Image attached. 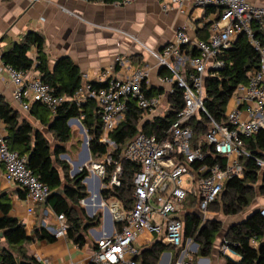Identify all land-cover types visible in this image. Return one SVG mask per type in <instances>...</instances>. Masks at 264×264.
I'll use <instances>...</instances> for the list:
<instances>
[{"label":"built area","instance_id":"2783aa9c","mask_svg":"<svg viewBox=\"0 0 264 264\" xmlns=\"http://www.w3.org/2000/svg\"><path fill=\"white\" fill-rule=\"evenodd\" d=\"M133 1L113 0L112 3L125 5ZM166 2L180 10L187 5L217 8L218 16L209 27L208 37H192L186 27H180L174 31L168 44L160 50H153L134 35L118 30L140 46L154 64L147 59L135 63L132 57L117 55L95 75L81 72L83 83L72 97L76 105L84 104L88 99L96 102L101 121L99 141L107 147L106 153L87 168L89 174L83 183L91 191L97 189L100 192L103 187L120 185L122 169L112 158L116 143L111 134L124 118L131 101H135L143 111L137 123L138 132L120 152L122 159L139 165L132 178V203L126 206L118 199L112 203L109 209L111 231L95 240L91 255L84 264H140L134 259L140 248L155 241L182 248L176 258L163 251L157 264H196L184 247L185 242L186 246L193 243L191 238H184V213L194 207L205 221L209 206L222 190L224 182L243 176L242 159L253 158L259 172L264 169V151L258 157L244 147L246 138L264 131V6H257L249 0ZM239 33L246 35L257 52L258 63L247 72L245 82L235 87L226 103L224 120L218 122L207 113L203 104L205 80L208 76L217 77L225 67L223 54ZM0 70L13 84L12 100L22 111H28L32 102H40L54 113L65 101V97L53 95L50 86L31 69L21 71L3 63ZM94 82L104 86L96 88ZM176 89L182 90V107L179 110L170 102ZM171 113L175 116L161 135L143 132L144 123L164 119ZM203 116L208 129L197 137L190 121H200ZM208 157L213 159L210 164L204 163ZM26 161L25 156L9 149L1 126L0 177L25 191L29 201L26 210L33 214V205L44 203L50 189L33 174ZM112 163L116 167L105 184L106 167ZM188 196L194 200H189ZM85 201H81L83 205ZM101 204L107 206L105 201ZM260 210L264 216V208ZM54 215V227L46 226L45 220L41 224L56 238L65 237L68 228L65 216L62 213ZM250 245L257 247L258 239L251 238ZM217 248L221 255L237 256L224 237ZM36 259L41 261L39 257Z\"/></svg>","mask_w":264,"mask_h":264},{"label":"trees","instance_id":"16d2710c","mask_svg":"<svg viewBox=\"0 0 264 264\" xmlns=\"http://www.w3.org/2000/svg\"><path fill=\"white\" fill-rule=\"evenodd\" d=\"M112 3L113 0H90ZM208 8V7H206ZM36 50L35 59L29 56L30 50ZM135 63H141L138 55L131 56ZM225 67L217 77L208 76L205 80L204 107L207 113L216 121L224 120L226 103L235 87L246 80V74L258 63L257 52L249 44L244 33L235 36L232 46L223 54ZM4 64H9L17 70H36L43 82L48 84L55 96L65 97V101L52 113L40 102H32L28 110L30 117L37 120L44 130L35 127L27 119H21L19 110L12 107L0 96V123L3 124L9 149L17 151L26 157V165L50 189V195L45 202V208L53 214L62 213L65 216L68 228L65 238L73 244L83 247L89 243L88 231L100 224L101 214L93 217L86 215L81 201L89 196L84 178L89 174L86 167L75 175L69 174L68 163L60 160L59 156L66 152V144L72 138L68 121L79 119L90 136L88 144L89 154L97 161L106 153L107 147L99 141L101 121L97 114V104L88 99L86 103L76 105L72 101L75 91L82 85L81 72L68 56H62L51 69L47 63L44 52V40L36 31L27 32L19 42H14L1 52ZM162 73V71H160ZM94 87L104 86L103 83H93ZM170 102L179 110L182 107V90L176 89ZM143 111L131 101L124 118L119 122L117 129L111 134L116 143L112 158L118 162L122 169L119 186L103 187L100 195L103 199L115 198L128 206L132 203V178L139 165L124 160L120 152L127 141L138 132L137 123ZM175 113L167 114L164 119H155L144 123L142 130L146 135H161ZM202 116V115H201ZM199 120V119H198ZM191 120L197 137L207 131L206 117L200 121ZM244 147L255 156L261 157L264 151V131H258L244 141ZM213 162L208 157L204 163ZM243 176L226 180L222 190L209 206V211H217L224 215H236L247 208L252 200L255 187L260 195L264 196V169L259 172L253 158L242 159ZM115 164L106 167V176L103 180L107 184ZM21 189V188H20ZM23 193L25 191L22 189ZM11 203L7 197H0V264H40L32 255L27 254L24 243L35 240H55L39 221L27 234L24 224L18 219L8 215ZM248 217L239 222L231 223L224 238L229 241L231 249L238 256L237 260L226 256L225 264H264V216L260 209L249 212ZM184 238H191L198 244L197 252L201 257H207L215 245L221 232L222 222L215 218L202 221L200 215L194 210L183 215ZM259 241L257 247L250 245V239ZM4 239L6 245H2ZM95 244L92 243V246ZM169 248L161 241H155L147 247L140 248L139 254L134 258L140 264H157L160 254ZM174 248V247H173ZM176 249V257L182 248ZM175 257V258H176ZM92 264V263H91Z\"/></svg>","mask_w":264,"mask_h":264},{"label":"crops","instance_id":"0c3cea01","mask_svg":"<svg viewBox=\"0 0 264 264\" xmlns=\"http://www.w3.org/2000/svg\"><path fill=\"white\" fill-rule=\"evenodd\" d=\"M249 1L257 6H264V0ZM192 8L187 5L180 10L167 4L166 0H134L125 5L87 0H0V66L3 64L1 52L14 42H19L29 31H36L42 35L44 52L51 69L62 56L71 58L80 72H92L93 75L110 64L117 55L131 57L139 54L142 60L147 59L149 63L154 64L152 58L147 57L140 46L131 42L118 30L134 35L153 50H160L168 44L173 38L174 31L180 27H186L187 33L192 37L206 39L212 21L218 16V9L203 8L202 16L194 19L195 13H192L194 10ZM186 12H189L187 19L181 16ZM202 19L203 22H198ZM29 56L35 59L34 48L30 50ZM31 72L38 73L36 70ZM152 79L154 80V74ZM13 89L8 75L0 70V96L19 110L21 119H27L35 127L44 130L37 120L30 117L28 111H22L13 102ZM88 190L91 196H88L85 205L82 204L86 215L93 217L97 212L102 213L99 226L88 231L89 243L79 247L65 237H55L53 241L35 240L23 244L27 254L39 257L40 264L87 262L91 255L92 243L109 234L112 228L111 213L107 206L101 204L104 201L100 194V199L98 198V190ZM0 197L8 198L11 203L8 215L21 221L27 234H32L33 228L42 219L46 221V226L54 227L55 215L50 209L45 208V202L34 204V212L29 214L26 210L29 201L22 189L2 177ZM46 211L49 214L46 215ZM41 214H44L45 218H41ZM222 238L217 237L211 251L214 258L212 264H219L218 258L221 254L216 245ZM1 243L6 245L4 239ZM193 252L196 253L197 250ZM193 261L196 264H210L207 257H201L198 261L193 258Z\"/></svg>","mask_w":264,"mask_h":264},{"label":"rangeland","instance_id":"374dc122","mask_svg":"<svg viewBox=\"0 0 264 264\" xmlns=\"http://www.w3.org/2000/svg\"><path fill=\"white\" fill-rule=\"evenodd\" d=\"M202 9H203V7H193L192 8V10H193L192 13H195V15L193 16L194 19H198V18H200L202 16V13H203ZM188 13L189 12H186L185 14H181V16H184V18L187 19V14ZM144 21H145V19L143 20V22ZM189 21H190V17L188 19V22ZM198 22H203V19L198 21ZM69 126L71 128L72 138L69 141V143L66 144V152L64 153L66 156L62 157L60 155L59 158H60V160H64V161H66L68 163L69 174L72 176V171L75 169V166H77L79 162H81V164L78 165V168H83V167L89 168L90 163L91 162H96L97 160L95 158H92L91 155H90V157L88 159H86L84 143L86 142L85 134H87V131L84 128V126L82 125L83 131L81 130L80 125L78 123H76V122L73 123V124L71 123ZM87 137H88L87 141H88V144H89V141H90L91 138H90V136L88 134H87ZM85 185H86L87 191L89 193V196H91L90 195V191L88 190L87 184H85ZM188 199L192 200V201L194 200V198L192 196H188ZM102 200L105 201V204L107 205V207L109 209H110L112 203L116 201V199L113 198V197L108 198V199H103L102 198ZM81 204H82V202H81ZM262 208H264V196L260 195L258 188L255 187L251 203H250V205L247 208H245L244 210H242L241 212H239L236 215H224V214H222L220 212H217V211H215V212L209 211L207 213V219L208 218H212L214 216L215 218H218L222 222V228H221V232L219 234V238H222V237H224V235L227 232L228 227H229V225L231 223L239 222V221L243 220L245 218V216L249 212H251L252 210H254V209H262ZM97 213L99 214L100 212H97ZM41 218H45L44 214H41ZM90 237H91V235L89 234V238ZM134 245L136 246V244H134ZM184 245H185L184 247H187V250L189 251L188 253L190 255L194 256L193 258H196V261H198L201 258V256L195 255V253L193 252V248L191 246L192 244L186 246V242H185ZM216 247H218V245H216ZM164 251L165 252H170V253L173 254L174 257H176V252H177L176 249L171 250V249L167 248ZM207 258H208L210 264H212L213 261H214V258L212 256V254L207 256ZM233 259L237 260L238 257L235 256V257H233ZM218 260H219L218 261L219 264H225L226 256L225 255H220Z\"/></svg>","mask_w":264,"mask_h":264},{"label":"water","instance_id":"95a60500","mask_svg":"<svg viewBox=\"0 0 264 264\" xmlns=\"http://www.w3.org/2000/svg\"><path fill=\"white\" fill-rule=\"evenodd\" d=\"M72 121H74V122H77L79 125H80V128H81V130L83 131V127H82V125H81V123H80V121L78 120V119H76V118H73V119H71V120H69V122H68V125H70V123L72 122ZM85 140H86V142L84 143V148H85V153H86V159H88L89 157H90V154H89V148H88V137H87V134H85ZM62 157H65L66 155L65 154H62L61 155ZM81 164V162H79L78 163V165H80ZM78 165L77 166H75V169L72 171V175H75L76 173H78L79 171H81V169L82 168H78ZM87 178L85 177L84 178V180H86ZM83 180V181H84ZM100 193L98 192V198L100 199V195H99ZM50 195H52V194H50ZM48 200V198L46 199V201ZM85 200H88V197L87 198H85ZM45 201V202H46ZM45 204V203H44ZM248 217V215L245 217V219ZM244 219V220H245ZM0 236H2V234L0 233ZM192 246H193V251H196L197 250V246H198V244L196 243V242H193V244H192Z\"/></svg>","mask_w":264,"mask_h":264},{"label":"flooded vegetation","instance_id":"af4514ba","mask_svg":"<svg viewBox=\"0 0 264 264\" xmlns=\"http://www.w3.org/2000/svg\"><path fill=\"white\" fill-rule=\"evenodd\" d=\"M169 249L173 250V249H175V248H173V247L169 246Z\"/></svg>","mask_w":264,"mask_h":264},{"label":"bare ground","instance_id":"6f19581e","mask_svg":"<svg viewBox=\"0 0 264 264\" xmlns=\"http://www.w3.org/2000/svg\"><path fill=\"white\" fill-rule=\"evenodd\" d=\"M92 195H94L93 193H92ZM97 197V196H96Z\"/></svg>","mask_w":264,"mask_h":264}]
</instances>
